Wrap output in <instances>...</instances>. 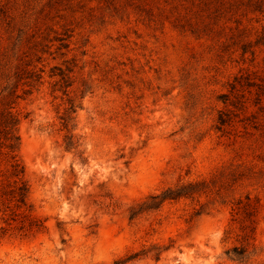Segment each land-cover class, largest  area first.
<instances>
[{"label": "rangeland", "instance_id": "374dc122", "mask_svg": "<svg viewBox=\"0 0 264 264\" xmlns=\"http://www.w3.org/2000/svg\"><path fill=\"white\" fill-rule=\"evenodd\" d=\"M12 41L45 69L16 109L47 229L0 222V264H264V0H0ZM53 65L72 68L67 94ZM233 169L257 177L212 183ZM191 180L208 187L130 218Z\"/></svg>", "mask_w": 264, "mask_h": 264}, {"label": "trees", "instance_id": "16d2710c", "mask_svg": "<svg viewBox=\"0 0 264 264\" xmlns=\"http://www.w3.org/2000/svg\"><path fill=\"white\" fill-rule=\"evenodd\" d=\"M19 42L12 41L0 51V222L3 223L1 226L3 231L16 223L20 230L30 233L44 231L47 225L43 219L36 216L30 200L31 184L27 177L26 165L20 154L19 124L21 117L16 106L20 99H24L38 89L45 69L44 66H39L42 62L41 56H37L36 59H23ZM59 42V47L68 46L65 41ZM71 71L72 68L69 65L66 69L59 65L51 67L50 76H59L53 84L54 92L60 90L67 94V88L71 85L68 72ZM235 86L236 84L232 87L235 88ZM75 112V103L69 101V106L59 116L62 129L70 132ZM231 118L225 111H221L216 128L222 131L230 123ZM73 137L72 133L66 134L65 147L67 149L75 147ZM243 176L257 177L256 173L233 169L219 178H213L212 183L229 182ZM207 187L205 180H191L169 186L158 193L150 194L145 201L133 207L130 218L140 212L159 208L166 201L194 198ZM200 212L202 211H196L197 214ZM227 254H232L233 259L240 261L246 258L245 249L238 246L229 249Z\"/></svg>", "mask_w": 264, "mask_h": 264}]
</instances>
